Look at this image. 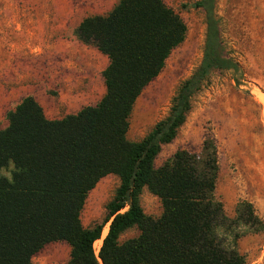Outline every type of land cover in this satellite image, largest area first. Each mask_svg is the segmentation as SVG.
I'll return each mask as SVG.
<instances>
[{
	"label": "trees",
	"instance_id": "16d2710c",
	"mask_svg": "<svg viewBox=\"0 0 264 264\" xmlns=\"http://www.w3.org/2000/svg\"><path fill=\"white\" fill-rule=\"evenodd\" d=\"M205 34L197 68L178 85L167 114L137 142L125 137L132 105L185 37V25L162 0H117L104 15L84 16L76 38L105 55L104 93L93 105L48 119L31 95L5 114L0 128V264H33L44 244L64 241L66 264H245L237 240L264 232L252 204L239 200L225 214L214 196L217 149L207 135L199 151L177 150L161 165L153 160L184 120L191 95L214 69L232 73L239 63L220 37L215 0H196ZM107 174L119 179L103 224L83 227L86 194ZM145 187L159 199L157 217L139 205ZM101 239L96 259L93 242ZM134 226L137 235L119 241Z\"/></svg>",
	"mask_w": 264,
	"mask_h": 264
},
{
	"label": "rangeland",
	"instance_id": "374dc122",
	"mask_svg": "<svg viewBox=\"0 0 264 264\" xmlns=\"http://www.w3.org/2000/svg\"><path fill=\"white\" fill-rule=\"evenodd\" d=\"M116 1L0 0V128L7 123L6 112L25 95H31L49 119L75 113L101 98L107 58L81 43L75 28L84 16L106 14ZM162 1L183 21L185 37L135 99L125 134L131 142L139 141L167 114L178 85L197 68L202 54L205 23L196 0ZM215 14L223 45L240 65L241 85L234 84L231 72L211 70L153 165H161L180 149L199 151L204 137L211 135L218 167L214 196L229 217L235 203L246 200L264 222V0H215ZM10 170L8 165L0 174L9 177ZM118 184L117 175L107 174L86 194L79 213L83 227L103 224ZM139 205L151 217L161 212L159 199L145 187ZM106 230L107 222L93 248H99ZM136 235V228L129 227L119 241ZM237 248L245 264H264V232L241 236ZM68 258L69 246L53 241L30 259L33 264H66Z\"/></svg>",
	"mask_w": 264,
	"mask_h": 264
},
{
	"label": "built area",
	"instance_id": "2783aa9c",
	"mask_svg": "<svg viewBox=\"0 0 264 264\" xmlns=\"http://www.w3.org/2000/svg\"><path fill=\"white\" fill-rule=\"evenodd\" d=\"M98 249H99L98 247L93 248V253H94L96 259L99 261V259H98V257H97Z\"/></svg>",
	"mask_w": 264,
	"mask_h": 264
},
{
	"label": "crops",
	"instance_id": "0c3cea01",
	"mask_svg": "<svg viewBox=\"0 0 264 264\" xmlns=\"http://www.w3.org/2000/svg\"><path fill=\"white\" fill-rule=\"evenodd\" d=\"M35 100V99H34ZM36 101V100H35ZM40 107H41V105H40ZM45 116V115H44ZM46 117V116H45ZM47 118V117H46ZM49 119V118H48Z\"/></svg>",
	"mask_w": 264,
	"mask_h": 264
}]
</instances>
